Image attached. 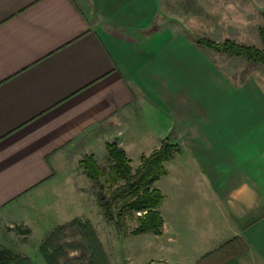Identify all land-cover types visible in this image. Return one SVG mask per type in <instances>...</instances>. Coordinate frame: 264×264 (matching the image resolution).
I'll use <instances>...</instances> for the list:
<instances>
[{
  "label": "crops",
  "instance_id": "obj_1",
  "mask_svg": "<svg viewBox=\"0 0 264 264\" xmlns=\"http://www.w3.org/2000/svg\"><path fill=\"white\" fill-rule=\"evenodd\" d=\"M166 3L0 0V221L31 225L74 157L107 159L116 142L135 169L168 140L180 153L153 185L162 231L137 235L128 264H264V84L162 31ZM235 238L236 261L206 257ZM4 251L45 264L39 248Z\"/></svg>",
  "mask_w": 264,
  "mask_h": 264
},
{
  "label": "rangeland",
  "instance_id": "obj_2",
  "mask_svg": "<svg viewBox=\"0 0 264 264\" xmlns=\"http://www.w3.org/2000/svg\"><path fill=\"white\" fill-rule=\"evenodd\" d=\"M164 1L167 2L166 9L162 10L158 20L160 23L158 26L162 31L186 35L193 43L195 37H206L219 43L228 39L236 44L261 48L258 29L264 25L262 15L264 0H162V2ZM194 11L203 16L205 21L209 20L215 25L200 26L197 23L199 17L195 16ZM218 19L223 21L222 25H218L219 23L216 22ZM205 51L216 63L220 65L223 63L222 66L228 71H237L238 75L235 77L237 81L240 82L248 74H252L253 77L262 79V84H264L263 66L249 65L242 59L222 56L210 50ZM95 152L98 166L107 174L110 162L108 159L102 158L100 147ZM104 152L106 153V151ZM79 156H82L81 153ZM81 160L77 164L74 157L69 165L72 167L73 174L68 177L58 176V181L63 182H56L44 192L37 194L38 197L36 196L32 202L33 208L26 209L31 215V222H33L31 225L27 227L21 223L19 225L14 223L10 226V224L0 221V250L9 249V251L12 250L19 254L31 250L38 252V248L54 228L73 219H80L91 224L109 264H128V259L131 257L130 251L133 253L139 246L137 235L129 233L137 226L136 219L142 217L144 212L128 214L125 218V229L122 231L116 230L111 223L106 222L102 217L101 210L96 205L94 187L80 173L79 163ZM107 177L108 174L106 177H102L101 181L105 182ZM118 184H115L114 187ZM62 185H65L62 189L66 190L57 192L56 188ZM106 188L110 189L108 183ZM42 197H47V202L44 199L41 201ZM63 197L67 200L61 201ZM60 218L69 220L64 224L57 225L56 221ZM65 235V239L61 243L83 245L77 234L67 231ZM63 251L65 256L58 258V264H89L88 255L82 257L81 248L79 249L77 246L64 247Z\"/></svg>",
  "mask_w": 264,
  "mask_h": 264
},
{
  "label": "trees",
  "instance_id": "obj_3",
  "mask_svg": "<svg viewBox=\"0 0 264 264\" xmlns=\"http://www.w3.org/2000/svg\"><path fill=\"white\" fill-rule=\"evenodd\" d=\"M264 18V11L262 13ZM258 37L261 48L236 44L232 40H224L219 43L206 37H195L194 44L216 54L244 60L249 65L264 67V25L258 29ZM105 151L109 165L108 179L101 181L107 174L98 166L93 155L84 156L79 165L82 173L95 189V201L101 210L102 217L111 223L116 230L125 229V218L134 212H144L137 218V226L130 231L131 235L150 233L160 235L163 220L159 208L163 201L161 192L154 188V183L166 174L164 163L170 162L180 153V147L162 141L159 148L153 150L148 156L140 158V164L133 170L125 155V152L116 142L105 144ZM121 182V184H118ZM110 187L107 190L106 185ZM115 184H118L114 187ZM71 231L81 238L83 245H74L81 248L82 257L88 255L89 264H109L105 254L101 250L91 224L80 219L58 226L47 235L45 242L40 246L39 252L46 264H58L57 260L64 257V247L73 248L69 243H61L66 237V232ZM238 247V248H237ZM246 252L241 242L235 238L214 250L208 256L224 253L236 261ZM228 253V254H225ZM82 259V258H81ZM0 264H33L23 255L10 254L8 251H0Z\"/></svg>",
  "mask_w": 264,
  "mask_h": 264
},
{
  "label": "built area",
  "instance_id": "obj_4",
  "mask_svg": "<svg viewBox=\"0 0 264 264\" xmlns=\"http://www.w3.org/2000/svg\"><path fill=\"white\" fill-rule=\"evenodd\" d=\"M138 214H140V213H138Z\"/></svg>",
  "mask_w": 264,
  "mask_h": 264
}]
</instances>
